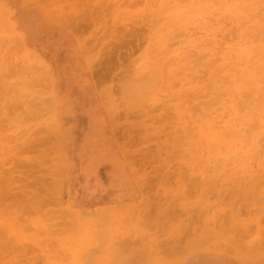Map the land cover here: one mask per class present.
Masks as SVG:
<instances>
[{
	"label": "rangeland",
	"instance_id": "obj_1",
	"mask_svg": "<svg viewBox=\"0 0 264 264\" xmlns=\"http://www.w3.org/2000/svg\"><path fill=\"white\" fill-rule=\"evenodd\" d=\"M263 49L264 0H0V264H264Z\"/></svg>",
	"mask_w": 264,
	"mask_h": 264
},
{
	"label": "bare ground",
	"instance_id": "obj_2",
	"mask_svg": "<svg viewBox=\"0 0 264 264\" xmlns=\"http://www.w3.org/2000/svg\"><path fill=\"white\" fill-rule=\"evenodd\" d=\"M166 2V1H165ZM168 6V5H167ZM171 7V6H170ZM164 8V7H163ZM187 10V9H186ZM172 11V10H171ZM183 12H184V10H183ZM163 13V12H162ZM189 13V12H188ZM203 13V12H202ZM183 14V13H182ZM186 15V14H185ZM190 15V14H189ZM175 16H177V15H175ZM183 16V15H182ZM188 16V15H187ZM188 18V17H187ZM172 19V18H171ZM178 19H179V17H178ZM181 20V19H180ZM166 23H167V21H166ZM173 23V22H172ZM176 23V22H175ZM168 25V24H167ZM169 26V25H168ZM166 38V37H165ZM262 40V39H261ZM262 43V42H261ZM157 44V43H156ZM165 44V43H164ZM168 47V46H167ZM258 48V47H257ZM263 48V47H262ZM264 50V49H263ZM262 50V51H263ZM177 53V52H176ZM179 53V52H178ZM240 53V52H239ZM257 55V54H256ZM228 58V57H227ZM243 58V57H242ZM178 59V58H177ZM179 60V59H178ZM183 60V59H182ZM153 61V60H152ZM257 63V62H256ZM260 63V62H259ZM264 63V62H263ZM165 65V64H164ZM209 65V64H208ZM261 65V64H260ZM185 68V67H184ZM263 68H264V66H263ZM257 69H259L258 67H257ZM168 70V69H167ZM173 71V70H172ZM176 71V70H175ZM261 71V70H260ZM157 72H159V71H157ZM156 72V73H157ZM256 72V71H255ZM176 73V72H175ZM158 74V73H157ZM177 74V73H176ZM153 75H154V73H153ZM153 75H152V77H153ZM170 76V75H169ZM146 77V76H145ZM174 77H176V76H174ZM161 78H163V77H161ZM182 78V77H181ZM178 80V79H177ZM209 80V79H208ZM263 81V80H262ZM130 82V81H129ZM249 82V81H248ZM253 82H255V81H253ZM253 82H252V84H253ZM264 82V81H263ZM168 84V83H167ZM255 84H257V83H255ZM155 85V84H154ZM170 85H171V83H170ZM157 86V85H156ZM230 86V85H229ZM257 86H259V84L257 85ZM148 87H150V86H148ZM249 91V90H248ZM226 94V93H225ZM248 97V96H247ZM229 103V102H228ZM227 103V104H228ZM229 105V104H228ZM240 105V104H239ZM262 106V105H261ZM226 107V106H225ZM224 107V108H225ZM228 107V106H227ZM264 107V106H263ZM236 108V107H235ZM241 108H243V107H241ZM249 108V107H248ZM229 110V112H230V109H228ZM228 110H226V111H228ZM233 110V109H232ZM264 111V110H263ZM239 112V111H238ZM238 112H236V113H238ZM249 112H251V111H249ZM248 113V112H247ZM254 113V112H253ZM232 114V113H231ZM246 114V113H245ZM255 114V113H254ZM234 115V114H233ZM257 115V114H256ZM263 115H264V113H263ZM251 116V115H250ZM253 116V115H252ZM241 118V117H240ZM250 118V117H249ZM256 118V117H255ZM246 119V118H245ZM252 119V118H251ZM259 119H261V118H259ZM247 120H249V119H247ZM258 121V120H257ZM233 122H234V120H233ZM236 123V122H235ZM212 124V123H211ZM214 126V125H213ZM226 126V125H225ZM228 126V125H227ZM230 127V126H229ZM210 128V130H211V126L209 127ZM222 128V127H221ZM206 129V128H205ZM230 129H232V128H230ZM234 129V128H233ZM226 131H227V129H225ZM243 130V129H242ZM209 131V130H208ZM219 131V130H218ZM235 131V130H234ZM216 132V131H215ZM230 132H231V130H230ZM229 132V133H230ZM232 133V132H231ZM234 133H236V132H234ZM234 133H233V135H234ZM219 134V133H218ZM220 134H221V132H220ZM226 134H227V132H226ZM243 134V133H242ZM232 135V136H233ZM213 136V135H212ZM237 136V135H236ZM235 136V137H236ZM208 137H210V136H208ZM215 137H216V134H215ZM227 137V136H226ZM241 137H243V136H241ZM248 138V137H247ZM246 138V139H247ZM241 139V138H240ZM250 139V138H249ZM219 140V139H218ZM231 140V139H230ZM235 140V139H234ZM239 140V139H238ZM248 140V139H247ZM209 141V140H208ZM225 141H226V139H225ZM236 141V140H235ZM246 141V140H245ZM251 141V140H250ZM247 142V141H246ZM249 142V141H248ZM229 143V142H228ZM231 143V142H230ZM229 143V144H230ZM258 143V142H257ZM220 144V143H219ZM231 144H233V143H231ZM247 144V143H246ZM221 145V144H220ZM228 145V144H227ZM234 145V144H233ZM249 145V144H248ZM245 146V145H244ZM202 147V146H201ZM216 147V146H215ZM222 147V146H221ZM226 147V146H225ZM200 148V147H199ZM224 148V147H223ZM236 148V147H235ZM244 148V147H243ZM226 149H227V147H226ZM219 152V151H218ZM241 152V151H240ZM243 152H244V150H243ZM223 154V153H222ZM212 157V156H211ZM235 159V158H234ZM195 160V159H194ZM211 160V159H210ZM193 161V160H192ZM218 161V160H217ZM206 162H207V160H206ZM206 162H205V164H206ZM192 163V162H191ZM213 164V163H212ZM192 166V165H191ZM213 169H214V167H213ZM219 171V170H218Z\"/></svg>",
	"mask_w": 264,
	"mask_h": 264
}]
</instances>
